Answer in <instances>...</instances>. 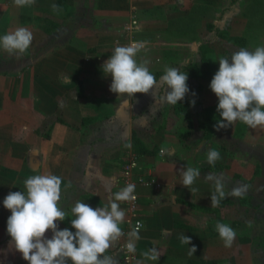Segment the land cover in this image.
<instances>
[{
	"label": "crops",
	"instance_id": "crops-1",
	"mask_svg": "<svg viewBox=\"0 0 264 264\" xmlns=\"http://www.w3.org/2000/svg\"><path fill=\"white\" fill-rule=\"evenodd\" d=\"M53 4L62 11L54 12ZM132 21L136 25L127 30ZM21 26L33 32L27 52L16 59L0 51V264L23 260L8 247L11 213L2 202L10 191L23 190L24 179L60 176L66 211L77 199L96 208L123 188L132 160L134 179L150 175L160 187L135 185L143 228L130 264L150 248L160 257L145 264H264V128H256L254 141L240 122L215 130L218 101L209 88L219 57L254 49V41L264 45V0H35L24 8L0 0V36ZM135 40L149 42L138 59L150 61L157 79L164 65L187 73L185 114L155 105L150 94H134L125 108L109 91L111 77L102 64L117 42ZM192 68L205 78L191 77ZM133 137L144 152L133 150ZM209 149L221 154L214 167L206 162ZM182 167L201 172L189 188L182 185ZM209 172L220 174L228 189L248 185L247 194L211 206L214 189L203 178ZM120 206L125 231L129 215L124 202ZM217 222L235 229L232 247H224ZM57 223L75 231L68 219ZM181 235L191 243L182 244ZM121 239L109 250L118 264H124ZM193 245L197 250L189 256Z\"/></svg>",
	"mask_w": 264,
	"mask_h": 264
},
{
	"label": "clouds",
	"instance_id": "clouds-1",
	"mask_svg": "<svg viewBox=\"0 0 264 264\" xmlns=\"http://www.w3.org/2000/svg\"><path fill=\"white\" fill-rule=\"evenodd\" d=\"M13 3L17 8H24L31 7L35 0H13ZM51 7L54 12L62 11L56 4ZM33 38L29 28L17 27L0 36V51L10 58L19 59L30 48ZM148 43L147 40H135L122 46L117 42L101 66L103 74L111 77L109 91L122 98L125 108L137 93L150 94L154 104L159 106H175L189 94L187 73L179 67L164 65L162 75L157 79L149 69L150 61L138 59ZM218 65L209 84L217 98L216 111L220 116L214 125L215 130L227 129L236 122L252 129L264 128V45L251 50L241 47L230 56L219 57ZM191 95L195 97L196 94L193 92ZM191 104H195V99ZM206 155V162L212 167L221 159L216 149H209ZM179 174L186 188L201 176L196 167H182ZM203 178L214 189L210 196L213 207H218L228 197L242 198L248 192L246 184L228 189L222 176L216 172L206 173ZM62 182V177L55 174H35L23 180V190L10 191L5 196L3 207L11 213L6 220L10 250L18 252L28 264H118L109 250L126 235L123 249L135 254L143 224L137 221L125 233L121 225L125 222L126 213L120 206L122 202L136 199L135 184H126L103 206L93 208L77 199L71 204L70 211H66L61 203ZM66 187L71 188L72 185L67 184ZM191 191L196 193L198 189L191 188ZM66 219L75 231L59 228L57 222ZM46 231L51 233L50 238L45 236ZM215 231L225 248L232 247L237 236L235 229L227 223L217 222ZM179 239L182 244L191 243V238L185 235ZM196 250L193 245L188 255L193 256ZM140 255L143 259L136 260V264L157 261L160 252L150 248Z\"/></svg>",
	"mask_w": 264,
	"mask_h": 264
},
{
	"label": "built area",
	"instance_id": "built-area-1",
	"mask_svg": "<svg viewBox=\"0 0 264 264\" xmlns=\"http://www.w3.org/2000/svg\"><path fill=\"white\" fill-rule=\"evenodd\" d=\"M135 25H136V22L132 21L131 27H127L126 29L130 30ZM158 156L161 157L162 156L161 153ZM135 167H136V162L133 160L127 164L126 168L124 169L123 186L122 187H124L126 184H129V183L135 184V185H141L143 187H152V188H159L160 187L159 184L156 183V181L150 175H147L145 177H141L138 179H134V177L130 174H132L133 169ZM134 195L136 196V199L134 201L124 202V205L126 206L127 213L129 215L128 219L126 220V230L124 231L125 233L130 231L131 227H134L136 225L137 221H140L135 214L137 206L139 204V201H138L139 198H138V195H136L135 193H134ZM126 239H127L126 235L124 237H122V239H121L122 242L119 245V251L121 253V261L124 264H130L131 262H133L135 260V254H130L126 251V249H123V245L125 244Z\"/></svg>",
	"mask_w": 264,
	"mask_h": 264
},
{
	"label": "trees",
	"instance_id": "trees-1",
	"mask_svg": "<svg viewBox=\"0 0 264 264\" xmlns=\"http://www.w3.org/2000/svg\"><path fill=\"white\" fill-rule=\"evenodd\" d=\"M204 64H206V63L204 62ZM191 67H195V65L190 64V68ZM189 75L191 77L196 78V79L205 78V75L202 72H197L194 68L189 70ZM156 76H158V75H156ZM173 109L174 110H180L184 114L187 112V106L182 101H178L177 105L173 106ZM208 122H210V121H208ZM204 138L209 139L210 135L206 134ZM133 150L135 152H144V148L142 147L140 141L135 137H133ZM16 264H28V262L22 260V261H18Z\"/></svg>",
	"mask_w": 264,
	"mask_h": 264
},
{
	"label": "rangeland",
	"instance_id": "rangeland-1",
	"mask_svg": "<svg viewBox=\"0 0 264 264\" xmlns=\"http://www.w3.org/2000/svg\"><path fill=\"white\" fill-rule=\"evenodd\" d=\"M219 33H220V32H218V31L215 32V35H214V38H213V39H215ZM211 36H212V35H211ZM218 36H219V35H218ZM220 36H221V37H226V36L224 35V32H222ZM220 43H221V42H220ZM252 44H256V45H257V41L252 42ZM222 45L225 46V44H224V43H221V49L223 48ZM256 45H254V47H256ZM257 46H258V45H257ZM254 47H253V48H254ZM205 130H207V129H205ZM256 131H257L256 128H254V129L251 128V133H250V140H251V141H254V140H255V139H253V136L256 134ZM250 140H249V141H250ZM251 143H253V142H251Z\"/></svg>",
	"mask_w": 264,
	"mask_h": 264
}]
</instances>
